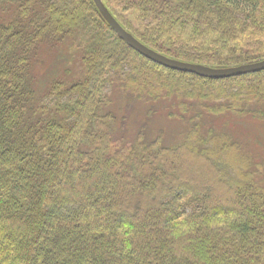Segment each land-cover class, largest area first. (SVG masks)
I'll use <instances>...</instances> for the list:
<instances>
[{"label":"trees","instance_id":"16d2710c","mask_svg":"<svg viewBox=\"0 0 264 264\" xmlns=\"http://www.w3.org/2000/svg\"><path fill=\"white\" fill-rule=\"evenodd\" d=\"M103 1L170 58L212 68L264 60V0H110L117 10ZM89 2L86 15L74 0H0V264H264V164L250 169L239 142L195 127L180 145L141 131L129 144L105 91L115 82L132 104L180 101L191 124L264 120V71L208 79L165 68ZM68 40L81 78L54 83L52 111L37 107L40 44Z\"/></svg>","mask_w":264,"mask_h":264},{"label":"rangeland","instance_id":"374dc122","mask_svg":"<svg viewBox=\"0 0 264 264\" xmlns=\"http://www.w3.org/2000/svg\"><path fill=\"white\" fill-rule=\"evenodd\" d=\"M74 1L76 5L81 4L83 6L84 11L81 7V12H84L86 15L90 13L85 8V5H90L89 0ZM106 1L109 5L116 8L115 4L111 3L110 0ZM92 16L96 19L94 15ZM167 46L169 47L170 44L167 43ZM153 49L160 53L155 48ZM69 50H71L69 40L58 46L45 42L40 44L38 60L34 63L33 82V88L36 92L34 103L37 107H45L48 111H52L57 103L52 90L54 83L59 81L68 87L71 81L81 78L79 77L82 67L79 59L80 55L76 52L72 54ZM165 56L167 55L165 54ZM138 62L143 64L140 61H135V63ZM152 69L155 71V76H157L158 70L156 68ZM111 84L108 85L105 91L111 101L113 99L114 103L110 104L107 112H112L115 115V129L118 134L125 137L127 143H135L137 135L141 131L142 133H146L149 142L162 136L161 142L164 146L180 145L184 141H188L189 133L195 127L201 133L200 137L208 136L211 132L217 135H229L234 141L239 142L242 150L240 155L247 161L250 169L251 163L254 165H259V163L264 164V120L262 118L254 117L253 114L244 116L230 114L216 115L207 116L205 120H198L199 123L193 122L192 125L189 121L192 118V114L190 112L185 116V109L181 107L180 101L163 98L156 101L154 98L152 99V97L148 96L144 100L138 99L132 104L129 98L118 89L117 83ZM157 92L158 90H156ZM219 142L218 145H220ZM214 151L218 154L221 153L218 146ZM174 161H176L175 158H169L167 165ZM182 165L187 169L192 167L203 169L206 178L210 172L209 169H205V162H195L191 158L182 159ZM257 178L259 182H262L261 187H263L264 173L257 176Z\"/></svg>","mask_w":264,"mask_h":264},{"label":"water","instance_id":"95a60500","mask_svg":"<svg viewBox=\"0 0 264 264\" xmlns=\"http://www.w3.org/2000/svg\"><path fill=\"white\" fill-rule=\"evenodd\" d=\"M93 2L95 3L101 17L122 41H124L137 53L165 68L194 74L208 79H226L264 71V60L256 63L240 65L237 67L212 68L167 57L143 44L126 29H124L103 3V0H93Z\"/></svg>","mask_w":264,"mask_h":264}]
</instances>
